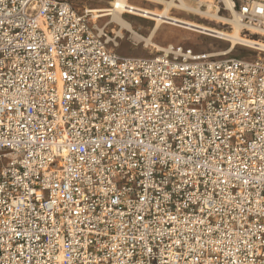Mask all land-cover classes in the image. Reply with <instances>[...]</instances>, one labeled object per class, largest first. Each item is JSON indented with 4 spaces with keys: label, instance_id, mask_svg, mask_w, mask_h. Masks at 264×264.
Wrapping results in <instances>:
<instances>
[{
    "label": "built area",
    "instance_id": "obj_1",
    "mask_svg": "<svg viewBox=\"0 0 264 264\" xmlns=\"http://www.w3.org/2000/svg\"><path fill=\"white\" fill-rule=\"evenodd\" d=\"M233 8L264 33V0ZM107 38L0 0V264H264V59Z\"/></svg>",
    "mask_w": 264,
    "mask_h": 264
},
{
    "label": "rangeland",
    "instance_id": "obj_2",
    "mask_svg": "<svg viewBox=\"0 0 264 264\" xmlns=\"http://www.w3.org/2000/svg\"><path fill=\"white\" fill-rule=\"evenodd\" d=\"M79 11L91 10L92 8L111 7V0H68ZM193 10H198V6L204 9V13L217 14L216 8L219 9L221 17L224 20L208 17L194 11L181 10L172 8L171 15L185 19L191 22L210 26L227 33L236 31L235 23L230 12L224 7L220 0H184ZM130 3L138 7L146 8L151 11H162L165 4L154 0H130ZM211 10L207 12V8ZM96 15L97 13H92ZM125 20L133 27L132 30L123 28L120 24L111 22L110 16L95 18L96 25L104 29L108 34L109 46L123 56H143L149 57L160 54L170 45L183 46L190 48L194 53L212 54L213 58H243V59H264V51L257 49L255 45L238 44L237 47L226 54H222L230 48V42L220 37L203 34L195 30L182 27L172 23H163L162 26L153 33L156 20L146 16L126 13ZM142 35L145 38L152 35L153 44L146 45L144 41L139 42L136 34ZM243 38L255 42L264 43V33L256 32L243 27L240 31ZM158 46V47H157ZM162 48L163 50L159 49ZM254 46V47H253ZM222 52V53H221ZM216 53V54H215Z\"/></svg>",
    "mask_w": 264,
    "mask_h": 264
},
{
    "label": "bare ground",
    "instance_id": "obj_3",
    "mask_svg": "<svg viewBox=\"0 0 264 264\" xmlns=\"http://www.w3.org/2000/svg\"><path fill=\"white\" fill-rule=\"evenodd\" d=\"M154 1L164 3L165 8L162 11L156 12V11H151L146 8L133 5L132 3H130V0H111L110 1L111 7L92 8L91 10H87V11L91 13L93 12L97 13L96 15H93L94 18L110 16L111 22L120 24L123 28H126L127 30H132V32H133L132 25L128 23L124 18V15L126 13L146 16V17L153 18L154 20H156L153 33L157 29H159L163 23H172V24H176L182 27L195 30L203 34L220 37L230 42V48L223 53L221 52L222 54H226L232 51L234 47H237L238 44H246L250 46L255 45L257 49L264 51V43L248 40L241 36L240 31L245 25L244 23L240 22L237 11L236 9L233 8V0H220V1L223 3L224 7L230 12L233 18V22L235 23V26H236L235 27L236 31L234 33H227V32L221 31L219 29H216L210 26H206V25L191 22L185 19L177 18L171 15L170 13L172 8H178L181 10L194 11V12L204 14L208 17L216 18L219 20H224V17H221L220 14H218L220 12L218 8H216L217 14H210V13H204L203 11L204 9H202L200 5L197 8L198 10L191 9V7H189V5H187V3L184 0H154ZM206 10L207 12H209L211 10V7L209 6ZM153 33L150 35V37H147V38L137 33L136 37L139 42L144 41L146 45H149V44H153V41H152ZM159 49L163 50L162 48H160V46H159Z\"/></svg>",
    "mask_w": 264,
    "mask_h": 264
}]
</instances>
